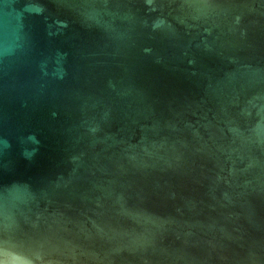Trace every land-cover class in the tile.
<instances>
[{"label":"water","instance_id":"1","mask_svg":"<svg viewBox=\"0 0 264 264\" xmlns=\"http://www.w3.org/2000/svg\"><path fill=\"white\" fill-rule=\"evenodd\" d=\"M0 264H264V0H0Z\"/></svg>","mask_w":264,"mask_h":264}]
</instances>
